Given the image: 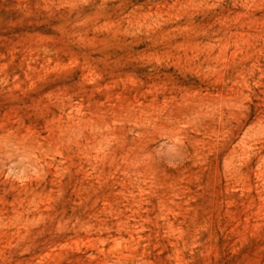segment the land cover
Listing matches in <instances>:
<instances>
[{
    "label": "rangeland",
    "instance_id": "1",
    "mask_svg": "<svg viewBox=\"0 0 264 264\" xmlns=\"http://www.w3.org/2000/svg\"><path fill=\"white\" fill-rule=\"evenodd\" d=\"M0 264H264V0H0Z\"/></svg>",
    "mask_w": 264,
    "mask_h": 264
}]
</instances>
